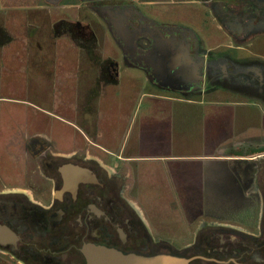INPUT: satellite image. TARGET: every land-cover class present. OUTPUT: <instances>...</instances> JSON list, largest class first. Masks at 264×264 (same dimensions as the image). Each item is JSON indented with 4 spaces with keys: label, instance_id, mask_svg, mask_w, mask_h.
Here are the masks:
<instances>
[{
    "label": "crops",
    "instance_id": "0c3cea01",
    "mask_svg": "<svg viewBox=\"0 0 264 264\" xmlns=\"http://www.w3.org/2000/svg\"><path fill=\"white\" fill-rule=\"evenodd\" d=\"M56 1H42L34 16L28 15L19 37L21 51L12 56V59H20L21 63L24 61L27 92H34L35 88L40 90L35 99L34 93L30 96V92L24 99L14 95H1V88L6 82V75L2 74L3 52L6 47L16 43V38L11 35L4 22L0 23V104L16 105L17 110L25 105L40 108L51 96L49 89L58 83V68L55 63L51 67V60L59 53L57 44L61 38L66 37L65 34L71 33L75 40L69 46L77 51L75 67L80 103L86 107L82 113L79 112L80 115L92 111L93 100L101 96L104 88L102 82L111 81L115 84L128 66L144 69V83L149 88L144 90L143 95H150L159 103L171 105V129L179 138L170 142L173 144L170 153L160 157L147 155L146 159H159L163 162L187 157L217 167L226 164L229 169H233L238 164L235 162H240L242 158L244 146H249V149L254 146L255 152H258L255 156L264 155V97L261 98L257 91L259 79L264 76V42H260L264 39V28L261 31H245L241 27L238 30L237 25L231 23L234 21L231 16L228 19L220 17L219 10H224L219 4L221 0H120L117 6L122 10L119 12L114 11L116 1L100 0L102 10L93 3L98 0H63L62 3ZM5 2L9 3L8 0ZM161 3H190L199 6L205 18L209 16L218 24L214 29L216 32L210 33L211 29L201 26L193 27L190 17L185 14L175 21L157 22L155 14L144 7ZM109 6L113 12H110ZM130 10L134 13H130ZM229 13L233 14V11L230 10ZM125 17L136 19L135 24L126 26ZM78 22L88 25L86 37L81 38L77 31L71 29ZM157 25L165 28L160 31L156 29ZM108 36L113 38L119 48L117 57H107L102 47ZM213 36L218 39L211 44L215 39ZM220 38L223 41L226 39L225 43H221ZM220 49V52L215 53ZM228 51H233L235 56ZM217 72L219 77L216 76ZM247 74L250 77L244 83L243 79ZM7 79L9 85H12V79L16 80L12 74ZM247 88H251V93ZM209 105L217 107L213 119L216 126H219V131V118L222 115H229L231 123L227 135L211 142L206 139ZM2 108L0 105L1 111ZM18 113L9 121L18 119ZM82 117L81 122L87 130L78 131H81L84 138L83 133H87L85 141L88 145L96 144L93 140L96 131L93 125L94 116L84 114ZM140 134L138 131L137 138L126 139L122 144L116 143L112 147L111 151L116 155L117 161L130 160L129 157L118 155L125 151H131V157L141 156L144 145ZM187 145H193L197 149L185 153L179 151L180 147ZM259 145L262 147L261 151H258ZM131 172L130 169L129 173ZM232 175L235 176L234 173ZM235 188L238 192L239 187ZM244 211L242 209L243 213ZM248 218L246 217L247 221ZM0 264L10 263L0 259Z\"/></svg>",
    "mask_w": 264,
    "mask_h": 264
},
{
    "label": "flooded vegetation",
    "instance_id": "af4514ba",
    "mask_svg": "<svg viewBox=\"0 0 264 264\" xmlns=\"http://www.w3.org/2000/svg\"><path fill=\"white\" fill-rule=\"evenodd\" d=\"M108 1L117 2L114 11L122 10L117 6L120 0ZM227 1L219 2L224 8L219 10L220 17L231 16L238 30L264 28V0ZM93 3L102 10L100 0ZM109 10L113 12L111 7ZM134 20L125 17L126 26H133ZM71 29L83 38L89 27L78 22ZM257 91L263 98L264 76ZM35 123L29 115L0 123V251L7 254V261L87 264V244L115 248L124 254L157 255L151 254L152 245L143 234L151 229L144 212L129 198L125 185L117 184L122 176L119 166L109 161L114 153L94 143L88 145L81 135H75L71 147H61L49 135L47 124L39 132ZM5 126H9L10 135L3 150L1 132ZM244 147L240 162H235L241 166L232 170L239 192L255 197L251 204H238L239 210L254 213L248 218V227L206 221L200 229L211 231L198 233L180 254H169L188 259V264H264V155L255 156L258 152ZM6 157L15 164L14 173L4 168ZM245 161L253 165L252 172L242 167ZM130 176L128 173L124 179Z\"/></svg>",
    "mask_w": 264,
    "mask_h": 264
},
{
    "label": "rangeland",
    "instance_id": "374dc122",
    "mask_svg": "<svg viewBox=\"0 0 264 264\" xmlns=\"http://www.w3.org/2000/svg\"><path fill=\"white\" fill-rule=\"evenodd\" d=\"M8 1L7 4L5 0H0V10L2 11L0 12V23L4 22L5 27L16 38V43L6 47L3 52L2 74L5 73L6 82L1 88V95H14L16 98L24 99L29 96L30 92V96L34 93L33 98L35 99L36 94L39 96L40 90L35 88L34 92L32 90L27 92L24 61L21 63L20 59H12V56L21 51V39L19 37H21L22 29L24 30L28 15L34 16L36 9L41 4L40 2L44 0ZM65 1L70 2V0ZM73 1L77 2V0ZM154 1L159 2V0ZM57 2L62 3L63 0H57ZM155 6H145L144 8L155 14L157 22L175 21L185 14V16L190 17L189 20L193 27L201 26V28L211 29L210 33L216 32L214 29L217 28L218 24L213 22L209 16L205 18L204 12L201 13L199 6L190 3L181 5L161 3ZM62 12L65 14L64 11ZM202 19L206 20L203 21ZM201 20L203 21L202 24L199 23ZM65 36L57 44L59 53L51 60V67L55 63V67L58 68L56 74L58 83L49 89L51 96L41 104L40 108L25 105L17 110L16 105L0 104L3 107L2 111L0 110V123H9V119L16 116L18 112H20L18 113L20 120L29 115L36 121V129L45 130L47 124V131L55 142H58L61 147H71L75 135L78 137L81 135V131L78 130H87V127H83L81 122L82 115H92L96 130L93 140L104 151L111 150L116 143L122 144L126 139L137 138L138 131H140L144 145L140 157H131V151H125V153H118V155L121 154L119 156L124 158L129 157V161H117L116 155L110 156L109 161L119 166L118 173L122 177L117 178V184L125 185V192L128 191L127 193H129L130 191L129 198L134 201L135 205L141 207L145 219L151 225V229L143 231L145 239L152 245L151 254H180L185 246L194 241L198 233L211 231L206 227L200 229V226L207 223L206 221L224 224L234 223L246 229L248 227L246 217L250 219L254 213L249 214L245 211L243 213L242 210H239L238 204L240 202L245 205L251 204L250 202L255 197L253 194L246 195L236 191L237 182L233 178L235 176L232 175L234 170L229 169L226 164L217 167L187 157L176 158L177 161L165 160L163 162L159 159H146L145 156L147 155L160 157L170 153L173 146L170 142L177 140L179 136L171 129V105L159 103L150 95H143L144 90L149 88L144 83V69L128 66L127 71H122V76L115 84H112L111 81L102 82L104 88L101 96L93 100L92 111L79 114L86 107L80 103L81 97L77 87V69L75 67L77 51H73L74 48L69 46L75 37L71 33H67ZM112 39L108 36L102 44L107 57H117L120 52ZM217 39H213L211 44L216 43ZM220 40L222 43L223 39L220 38ZM225 41L226 39L223 42L225 43ZM262 41L264 42V39L260 42ZM222 49L215 51V53ZM228 52L235 56L233 51ZM10 74L16 79H12V85H9L7 79ZM219 75L217 72L216 76L219 77ZM248 77L250 76L247 74L246 78L243 79L244 83L248 81ZM247 90L251 93V88H247ZM216 108L215 106H208L206 139L209 142L223 138L231 127L229 115H222L221 119L219 118L221 131L218 130L219 126H216L213 119ZM5 127L8 129L5 128V132H1L4 135L1 138L3 150L6 149L10 135L9 126ZM83 134L86 138L87 133ZM210 147L209 144V149ZM196 149L193 145H187L180 147L179 151L185 153ZM3 162L4 168L10 169V173L15 172V164L13 165L11 159L6 157ZM248 162H243L242 167L247 169V173H250L253 165ZM240 166L239 163L236 164L235 170L236 168L239 169ZM130 169L132 170L131 176L124 179L128 176ZM0 170L3 173L2 156H0ZM13 175L16 179V174ZM0 259L7 261V254L0 251ZM10 264L14 263L10 261Z\"/></svg>",
    "mask_w": 264,
    "mask_h": 264
},
{
    "label": "water",
    "instance_id": "95a60500",
    "mask_svg": "<svg viewBox=\"0 0 264 264\" xmlns=\"http://www.w3.org/2000/svg\"><path fill=\"white\" fill-rule=\"evenodd\" d=\"M151 24L153 25L154 23ZM163 28L165 27L156 26V29L160 31ZM246 150L255 152L254 146ZM84 253L87 258V264H188V259L186 260L169 253L144 257L135 253L124 254L115 248L96 246L94 244H87Z\"/></svg>",
    "mask_w": 264,
    "mask_h": 264
}]
</instances>
